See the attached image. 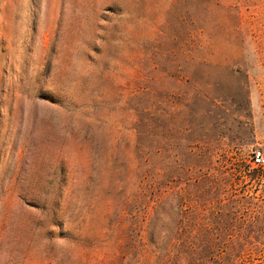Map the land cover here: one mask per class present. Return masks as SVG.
Wrapping results in <instances>:
<instances>
[{
  "label": "rangeland",
  "instance_id": "1",
  "mask_svg": "<svg viewBox=\"0 0 264 264\" xmlns=\"http://www.w3.org/2000/svg\"><path fill=\"white\" fill-rule=\"evenodd\" d=\"M258 152L264 0H0V264H264Z\"/></svg>",
  "mask_w": 264,
  "mask_h": 264
},
{
  "label": "built area",
  "instance_id": "2",
  "mask_svg": "<svg viewBox=\"0 0 264 264\" xmlns=\"http://www.w3.org/2000/svg\"><path fill=\"white\" fill-rule=\"evenodd\" d=\"M255 162L259 165L264 164V155L261 152H258L255 156Z\"/></svg>",
  "mask_w": 264,
  "mask_h": 264
},
{
  "label": "trees",
  "instance_id": "3",
  "mask_svg": "<svg viewBox=\"0 0 264 264\" xmlns=\"http://www.w3.org/2000/svg\"><path fill=\"white\" fill-rule=\"evenodd\" d=\"M251 173H252V174L254 173L253 176H255V172H251Z\"/></svg>",
  "mask_w": 264,
  "mask_h": 264
}]
</instances>
